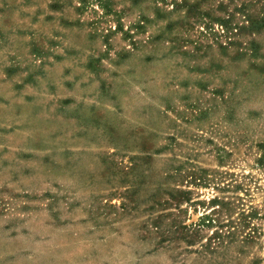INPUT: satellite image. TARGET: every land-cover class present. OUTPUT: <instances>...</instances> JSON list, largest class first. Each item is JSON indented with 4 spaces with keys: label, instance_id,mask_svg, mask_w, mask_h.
<instances>
[{
    "label": "rangeland",
    "instance_id": "374dc122",
    "mask_svg": "<svg viewBox=\"0 0 264 264\" xmlns=\"http://www.w3.org/2000/svg\"><path fill=\"white\" fill-rule=\"evenodd\" d=\"M0 264H264V0H0Z\"/></svg>",
    "mask_w": 264,
    "mask_h": 264
}]
</instances>
